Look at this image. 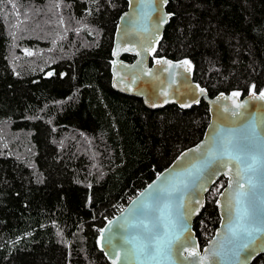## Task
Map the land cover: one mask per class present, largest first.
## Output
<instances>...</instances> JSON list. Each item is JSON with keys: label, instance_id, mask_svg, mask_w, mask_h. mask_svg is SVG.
I'll return each mask as SVG.
<instances>
[{"label": "trees", "instance_id": "trees-1", "mask_svg": "<svg viewBox=\"0 0 264 264\" xmlns=\"http://www.w3.org/2000/svg\"><path fill=\"white\" fill-rule=\"evenodd\" d=\"M126 9L124 0H0V264H110L100 229L205 134L204 102L150 110L112 89ZM167 12L152 60L189 61L210 97L264 92V0H169ZM225 185L211 187L193 222L201 249Z\"/></svg>", "mask_w": 264, "mask_h": 264}, {"label": "water", "instance_id": "water-1", "mask_svg": "<svg viewBox=\"0 0 264 264\" xmlns=\"http://www.w3.org/2000/svg\"><path fill=\"white\" fill-rule=\"evenodd\" d=\"M124 1L127 3V9L118 20L111 50L112 89L120 94L142 100L144 106L150 110H159L170 105L177 106L181 110H189L204 102L208 107L210 120L202 139L196 145L180 153L165 170L159 173L124 207V209L131 210L136 207L132 201L137 198L144 200L149 207L143 215L138 218L129 217L130 224L124 227H120L124 223L121 211L110 219L114 221L112 226H109L108 221L106 222L99 231V249L110 264H113L114 259L113 246L122 249L119 264H169L162 260L150 259L139 252L133 254L132 250L151 241V236L140 225V221L143 220L144 223L152 225L157 222V218L162 212L166 214L165 205L169 201L175 210L182 199L185 206L182 211L187 215L190 238L196 242L202 257H210L205 264H252L258 256L264 254V231L254 233L250 238L233 240L231 236L227 235V230L221 227L225 223L224 208L222 207L225 201L220 195L216 199L220 219L218 228L207 244L202 249L200 248L193 230V222L204 208L206 194L211 187L220 178H224L226 185L221 191L224 192L228 185V179L223 174L225 170L216 165L205 168L199 154L190 153L189 150L200 145H209L208 138L214 136L217 129L222 128L223 132L217 140H232L231 150L234 154L244 158L240 164L241 169L246 168L247 164L252 162L251 157L257 158L258 162L253 172L242 171L245 180L243 190L249 191L250 186L247 184V180L251 178L256 188L254 194L250 195V211L254 215L257 226L264 229V101L258 99L261 92L255 93V96L250 93L246 96L240 94L239 97H232V93H230L210 97L204 88L193 81L191 68L186 70V67L177 66L182 65L185 60L174 61L166 57L152 60L156 46L161 42L165 28L172 18V14L167 12L169 0L166 4L163 3V0ZM162 18L166 22L161 23ZM145 49L151 50L145 51ZM124 56L132 57L133 61L123 60ZM157 60L168 61L172 67L164 63L157 64ZM200 89L204 90L203 93ZM233 100L244 107L236 109L232 103ZM224 108H228L229 111L225 112ZM232 112H238L239 115L233 116ZM253 129H255V134H253ZM202 151H207V148ZM186 152H189V155L182 159ZM231 166L232 174L235 175L237 167L235 164ZM183 182L187 183L186 188ZM161 184H166L170 190L177 188L179 190L174 191L171 197H163L159 204H153L147 200L149 186L155 187ZM141 192L145 193V197H140ZM197 199L201 201L202 206L195 203ZM193 209H195V214H192ZM123 215L127 216L128 213ZM118 217H121L119 222H117ZM131 224L139 226H130ZM105 229L108 231H104L106 239L102 249L100 235ZM160 234L163 235L162 230ZM188 238V233L181 236L180 242L173 249L170 264H200L195 258L185 259L177 251L180 243ZM109 239H111V245L108 243ZM244 243L248 244L247 249L243 248ZM206 248L210 250L207 253L205 252ZM211 250L220 255L211 256Z\"/></svg>", "mask_w": 264, "mask_h": 264}, {"label": "snow or ice", "instance_id": "snow-or-ice-1", "mask_svg": "<svg viewBox=\"0 0 264 264\" xmlns=\"http://www.w3.org/2000/svg\"><path fill=\"white\" fill-rule=\"evenodd\" d=\"M163 3H167V0H163ZM161 23L166 22L163 18L160 21ZM151 49H145V51H150ZM31 55V53H28ZM139 54V53H137ZM157 64H168L169 67L172 65L168 61L157 60ZM178 67H186V70H190L191 65L190 62L185 60L182 65H177ZM198 87V86H197ZM201 93H203V89H200ZM166 95V93H165ZM255 96V92L252 93ZM239 92H233L232 97H239ZM258 99L264 101V92H261L258 96ZM198 102V101H197ZM234 107L236 109H240L244 107L243 105L236 102V100L232 101ZM190 106V105H183ZM225 112L229 111L228 108L223 109ZM233 116L239 115L238 112H232ZM223 129H217L214 136L209 137V145H200L195 149H190V153L199 154L200 158H202V162L205 168L216 165L221 169L225 170L223 174L227 176L228 185L224 192H219V188L217 189L218 194L224 198V204L222 207L224 208V218L225 223L221 225L222 228L227 230V235L231 236L233 240H241L243 238H250L254 235V233L264 231L257 226L254 215L250 211V195L254 194V190L256 185L253 183V180L249 178L247 180V184L250 186L249 191H244L245 180L242 175L243 172H253L255 170V166L257 164V158L255 156L251 157V163L247 164V167L244 169L240 168V164L244 159L240 155H236L230 148L232 144V140H217L220 137ZM253 134H255V129H253ZM207 148V151H202V149ZM189 152L183 154L182 159L189 155ZM235 164L237 167V171L235 175H233V168L231 165ZM191 175V173H190ZM184 187L186 188L188 185L186 182H183ZM223 187V184L220 185ZM150 191L147 193V200L151 201L153 204H159V201L165 197H171L174 191H178L179 189L170 190L166 184L157 185L155 187L149 186ZM206 190V189H205ZM140 197H145V193L141 192ZM197 205L202 206L201 201L197 199L195 201ZM133 205L136 207L129 209H121L122 217L124 223L120 225V227H124L125 225H129V217L138 218L140 215H143L144 212L148 209L149 205L144 201L137 198V200L132 201ZM184 203L181 199L179 206L173 209V204L169 201L168 204L165 205L166 214L161 213V215L157 218V222L152 225L144 223L143 220L140 221V225H142L145 230L151 236V241L149 243H145L140 248H134L133 254L139 252L141 255H145L153 260H162L165 262H171L172 252L174 247L178 242H180V238L184 233L189 234V238L184 242L180 243L179 251L180 255L185 259L195 258L200 264H205L206 261L210 259L208 256L202 257L200 252L198 251L197 244L194 240H192L190 229L187 226V215L182 211L184 209ZM124 213H128L127 216H124ZM192 214H195V209L192 210ZM121 220V217L117 218V222ZM109 226L114 224V221H108ZM130 226H139L136 224H131ZM163 231V235L160 234V231ZM104 231H108V229L102 230L100 235V243L103 249L105 243ZM178 233V234H176ZM176 234V235H174ZM217 235H220L217 233ZM108 243L111 245V239L108 240ZM243 248L247 249L248 244L244 243ZM122 251L119 247H112V252L114 254L113 264H119L120 261V252ZM209 249H205V252H209ZM211 256H219L220 254L214 250L210 252ZM238 255V254H237Z\"/></svg>", "mask_w": 264, "mask_h": 264}, {"label": "built area", "instance_id": "built-area-1", "mask_svg": "<svg viewBox=\"0 0 264 264\" xmlns=\"http://www.w3.org/2000/svg\"><path fill=\"white\" fill-rule=\"evenodd\" d=\"M125 207V206H124ZM124 207L122 209H124Z\"/></svg>", "mask_w": 264, "mask_h": 264}, {"label": "rangeland", "instance_id": "rangeland-1", "mask_svg": "<svg viewBox=\"0 0 264 264\" xmlns=\"http://www.w3.org/2000/svg\"><path fill=\"white\" fill-rule=\"evenodd\" d=\"M31 51H29V53H30Z\"/></svg>", "mask_w": 264, "mask_h": 264}]
</instances>
